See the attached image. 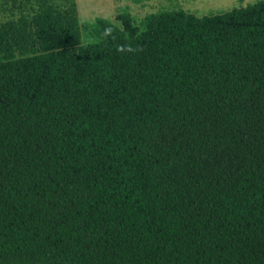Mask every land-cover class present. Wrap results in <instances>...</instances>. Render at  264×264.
<instances>
[{
  "label": "trees",
  "instance_id": "obj_1",
  "mask_svg": "<svg viewBox=\"0 0 264 264\" xmlns=\"http://www.w3.org/2000/svg\"><path fill=\"white\" fill-rule=\"evenodd\" d=\"M43 21H0V264H264V0Z\"/></svg>",
  "mask_w": 264,
  "mask_h": 264
},
{
  "label": "rangeland",
  "instance_id": "obj_2",
  "mask_svg": "<svg viewBox=\"0 0 264 264\" xmlns=\"http://www.w3.org/2000/svg\"><path fill=\"white\" fill-rule=\"evenodd\" d=\"M257 0H20L11 12L8 0H0V21L15 18L26 44L27 54L52 48L43 15L64 26L83 40L81 23L103 17L116 22V14L129 11L139 23L147 14L163 9L183 8L198 15L219 13Z\"/></svg>",
  "mask_w": 264,
  "mask_h": 264
}]
</instances>
